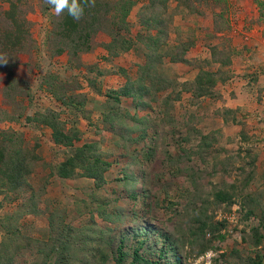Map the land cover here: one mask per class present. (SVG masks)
Returning a JSON list of instances; mask_svg holds the SVG:
<instances>
[{
	"label": "trees",
	"instance_id": "trees-1",
	"mask_svg": "<svg viewBox=\"0 0 264 264\" xmlns=\"http://www.w3.org/2000/svg\"><path fill=\"white\" fill-rule=\"evenodd\" d=\"M5 1L8 8L0 12V58L8 59V63L0 64V74H5L7 83L13 85L19 55L32 40L31 24L24 10L29 0ZM174 2L176 7L173 8L171 3ZM255 3L259 9V21L264 23V1L255 0ZM43 4L44 12L52 18L45 42L51 46L52 57H68V69H77L79 65L76 61H81L82 55L92 53L98 47L105 51L103 60L107 62L131 52L145 59L136 80L127 69L119 68L117 74L126 78V83L119 89H104L103 77L108 71L97 67L82 75L88 84L87 93H79L78 89L83 88L79 79H71L67 83L49 72L43 84L57 110L39 109L27 118L33 128L50 129L55 145L65 150L63 161L48 166L49 176L61 181L86 178L95 183L96 190L109 183V173L114 164L104 158L96 141L82 144L81 120L97 130L110 132L117 142L140 143L148 137V130L156 126L150 115L139 116L140 111L152 109L150 102L157 100L159 115L166 116L168 110L174 107L173 103L182 100L185 93L191 95V103L202 99L219 101L222 94L218 85L226 84L233 77L230 71L233 60L243 54L233 47H225L223 51L212 47L211 63L218 64L217 70L202 69L191 81L182 82L164 73L166 60L171 64H188L187 54L195 46L194 41L180 40L171 45V34L179 31L174 25L175 16L182 12L202 15L200 6L205 4L213 8L221 7L220 12L214 13V32H229L227 0H95L94 7H85V14L79 21L73 20L67 13L56 16L45 1ZM136 7L139 10L133 23L130 17ZM129 100L134 107L132 113L131 107L124 106ZM226 111L227 114L232 113L231 110ZM22 117L23 114L9 115L7 120L17 122ZM127 120L135 124L130 126ZM133 130L141 131L142 135L131 138L130 131ZM196 133L200 134L201 141L190 154L198 155L201 161L208 158L215 164L216 157L205 153L207 147H212L209 135H203L197 129ZM241 136L245 141L248 139L243 130ZM149 140L143 147L147 151L142 152L146 162L153 158L155 148L154 137ZM246 155L251 159L240 179L229 183L220 180L210 190L203 187L196 174L188 172L186 179L191 183V189H187L188 203L181 206L174 201H163L164 210L172 221H176L170 231L142 219H139L137 227H121V222L129 218L131 212L119 204L113 210L111 203H116L118 199L90 202L89 210L114 224L113 227L99 226L101 229L97 230L75 227L56 206L49 211V224L41 239L24 236L19 218L9 215L0 219L3 236L0 241V264H18L19 257L29 252L35 256L31 264H188V259L196 260L209 252L217 254L223 249L230 236V222L226 216L217 219L218 211L223 209V212L231 214L236 205L239 206L241 222L246 223L241 231V243L248 247L236 243L229 253L217 254L213 261L215 264L221 259L224 264H264V200L255 185L257 157L249 151ZM181 158V153L177 152L174 160ZM41 159L35 149H28L19 133L0 129V196L14 202L21 194L28 193V199L19 205L23 214H40L30 178ZM177 170L189 169L178 167ZM120 173L122 176L116 181L120 185H128L131 177L126 169L123 168ZM145 177L146 173H143L144 180ZM45 181L48 183V180ZM132 181L133 187L127 189L124 198L133 207L141 197L146 199L149 194L146 189L137 191L134 184L138 182L134 176ZM142 184L145 185V182ZM105 208H112L111 213H107Z\"/></svg>",
	"mask_w": 264,
	"mask_h": 264
},
{
	"label": "rangeland",
	"instance_id": "rangeland-1",
	"mask_svg": "<svg viewBox=\"0 0 264 264\" xmlns=\"http://www.w3.org/2000/svg\"><path fill=\"white\" fill-rule=\"evenodd\" d=\"M44 1L29 0L24 8L31 24L32 40L25 51L19 55L13 85L7 83L5 74H0V129L19 133L28 149H35L36 154L42 157L35 167V174L30 178V183L37 196L40 214H23L19 210V205L28 199V193L21 194L14 202L6 200L2 195L0 196V201H2L0 219L3 220L9 215L14 218L18 217L24 236L30 239H41L49 224V211L57 206L75 227L85 226L97 230L99 226L113 227L114 224L104 221L97 212L89 210L90 202L118 199L116 203L112 201L110 207L113 206L114 210L119 204L131 212V216L121 222V227H137L139 219H142L170 231L174 228L176 221H172L170 215L164 210L163 201H174L181 206L188 203L187 189H191V183L186 179L188 172L196 174L206 190H210L213 184L220 180L224 183L234 182L241 178L245 167L248 169L247 163L251 158L246 155L247 151L257 157L255 185L258 192L262 193L264 200V84L258 83L257 71L239 74L246 78V85L242 86L244 91L240 97L231 96L230 87L226 84L220 90L223 94L219 101L202 99L191 103L190 98H185V94L182 100L173 103L174 107L168 110L169 114L166 116L159 115L157 100L150 102L152 109L148 112L140 111L139 116L144 118L150 115L155 122H152L153 125L156 126L148 130V137L140 143L117 142L110 132L97 130L81 120L82 144L96 141L104 158L114 164L109 173V183L104 188L96 190L95 183L86 178L61 181L49 176L48 166L63 161L65 150L55 145L50 129L33 128L29 126L27 120L39 109L54 108L57 110L56 103L49 99L43 84L46 74L50 72L67 83L71 79L72 81L79 79L83 87L78 89L79 93H87L89 92L88 84L82 75L88 73L90 68L97 67L99 70L108 71V74L103 77L104 89H119L126 83V78L117 74L119 68L127 69L131 77L136 80L140 74L139 67L145 63V59L131 52L114 59L113 62H107L103 60L105 51L98 47L92 53L82 55L81 61H76L79 65L77 69H68V57L66 55L52 57L51 46L45 42L52 18L43 10ZM227 3L226 17L230 22L229 32H214V13L220 12L221 7L213 8L205 4L200 6L202 15L182 12L175 16L174 25L179 28V31L171 34V45L180 40L181 42L194 41L195 46L187 54L190 61L188 64H171L168 60L165 61L163 69L168 77L180 81L183 79L191 81L202 69L216 71L218 64L211 63L212 47H218L219 51H223L225 47H233L243 52V58L235 57L230 67L233 76L237 71L235 67L242 65L244 57L249 58L255 64L259 63L260 67V64L264 65V23L259 21V9L255 0H227ZM171 7H176V3H171ZM7 8L8 3L0 0V12ZM138 10L139 7H136L131 14L130 20L133 23L137 20ZM97 40L101 42L100 39ZM256 47H260V50H254ZM161 95H159L160 98ZM124 106L130 108L131 100L127 101ZM130 110L131 113L134 112V107ZM226 110H231L232 113L227 114ZM20 114H23V117L17 122L7 120L9 115L13 117ZM234 118L236 121L232 122ZM126 123L130 126L135 124L131 120H127ZM196 129L203 135H209L212 147H207L205 153L216 157L215 164L208 158L206 161H201L198 155L190 154L192 150L198 148L201 141V136L196 133ZM242 130L248 135L246 141L241 136ZM125 134L128 133L125 132ZM139 135H142L141 131H130L131 138L136 139ZM152 137H154L155 146L153 158L146 162L142 152L147 151V148L143 147ZM177 152L181 153L180 162L174 160ZM225 159L228 160L225 161ZM178 167H185L189 170L178 171ZM123 168L131 177L126 186L116 181V178L122 176L120 171ZM143 173H146L145 180ZM133 176L138 182L134 184L137 191L146 189L149 196L146 199L141 197L132 207L131 202L125 200L124 195L127 189L133 187ZM45 180H48L49 184ZM143 182L145 185L142 184ZM112 208H105V210L111 213ZM239 211L238 205L233 207L231 214L223 212V209L218 211L217 219L226 216L230 222V236L223 244V249L217 253L218 255L229 253L236 243L242 241L241 231L246 223L241 222ZM2 237L0 231V241ZM129 241L132 242V239L129 238ZM241 246L248 247L243 243ZM208 254L196 260L188 259L187 263L215 264L213 259L217 254L213 252ZM34 257L32 252L23 254L19 257L18 264H31ZM217 264H224L223 259Z\"/></svg>",
	"mask_w": 264,
	"mask_h": 264
},
{
	"label": "crops",
	"instance_id": "crops-1",
	"mask_svg": "<svg viewBox=\"0 0 264 264\" xmlns=\"http://www.w3.org/2000/svg\"><path fill=\"white\" fill-rule=\"evenodd\" d=\"M256 49L260 50V47H256L254 50H256ZM239 57L243 58V54H241ZM260 65H261V67L259 66V63L255 64L254 62H251L249 58L244 57V60H242V65L239 66V67H235V69L237 70V71L234 72L235 75L226 83V85H228L230 87L229 88V90H230L229 92L231 93V96L232 95H236V96L238 95L240 97L242 92L244 91L243 87H244V85H246V82H245L246 78L239 76V74H242V72H244V73H252V72L257 71L258 75L256 77L258 78V83L259 84H264V68H263L264 65L263 64H260ZM182 81H188V80L187 79H183ZM224 85H218V89L222 90ZM185 94H184L185 98H191L190 94H188V93H185ZM222 94H223V92H222ZM184 95H183V97H184Z\"/></svg>",
	"mask_w": 264,
	"mask_h": 264
},
{
	"label": "clouds",
	"instance_id": "clouds-1",
	"mask_svg": "<svg viewBox=\"0 0 264 264\" xmlns=\"http://www.w3.org/2000/svg\"><path fill=\"white\" fill-rule=\"evenodd\" d=\"M56 16L67 13L73 20L79 21L85 14V7H94L95 0H45ZM8 59L0 58V64H7Z\"/></svg>",
	"mask_w": 264,
	"mask_h": 264
},
{
	"label": "built area",
	"instance_id": "built-area-1",
	"mask_svg": "<svg viewBox=\"0 0 264 264\" xmlns=\"http://www.w3.org/2000/svg\"><path fill=\"white\" fill-rule=\"evenodd\" d=\"M209 254H207L206 256H208Z\"/></svg>",
	"mask_w": 264,
	"mask_h": 264
}]
</instances>
